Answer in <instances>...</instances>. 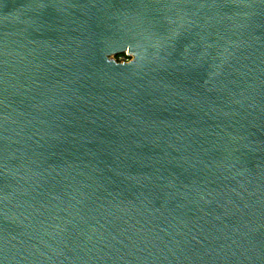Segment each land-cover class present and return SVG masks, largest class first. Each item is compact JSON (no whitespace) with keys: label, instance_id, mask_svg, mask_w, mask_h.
Segmentation results:
<instances>
[{"label":"water","instance_id":"1","mask_svg":"<svg viewBox=\"0 0 264 264\" xmlns=\"http://www.w3.org/2000/svg\"><path fill=\"white\" fill-rule=\"evenodd\" d=\"M0 264H264V0H0Z\"/></svg>","mask_w":264,"mask_h":264},{"label":"built area","instance_id":"2","mask_svg":"<svg viewBox=\"0 0 264 264\" xmlns=\"http://www.w3.org/2000/svg\"><path fill=\"white\" fill-rule=\"evenodd\" d=\"M131 59L132 58L130 57V54H128L127 52L120 57L115 58V60L120 63L129 62Z\"/></svg>","mask_w":264,"mask_h":264}]
</instances>
